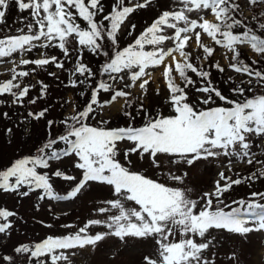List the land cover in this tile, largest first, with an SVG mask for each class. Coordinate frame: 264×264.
Wrapping results in <instances>:
<instances>
[{
  "label": "snow or ice",
  "instance_id": "1",
  "mask_svg": "<svg viewBox=\"0 0 264 264\" xmlns=\"http://www.w3.org/2000/svg\"><path fill=\"white\" fill-rule=\"evenodd\" d=\"M4 65L0 264H264V0H0Z\"/></svg>",
  "mask_w": 264,
  "mask_h": 264
},
{
  "label": "rangeland",
  "instance_id": "2",
  "mask_svg": "<svg viewBox=\"0 0 264 264\" xmlns=\"http://www.w3.org/2000/svg\"><path fill=\"white\" fill-rule=\"evenodd\" d=\"M138 24H142L143 23V20H140L138 19ZM193 47H195V45H193ZM216 59L220 60V56L217 55ZM220 62L222 64H225L227 63V61L225 60H220ZM7 65H4V66H0V79H6L8 78L7 75H4V73L6 72V69H7ZM229 75H231L232 73H228ZM50 79V78H49ZM34 81H35V78H34ZM50 83L54 85L55 82H53L51 79H50ZM158 85L157 84H154L153 87H157ZM73 95V93L71 91H68L66 93L63 94V96H65V98L67 97H71ZM114 112V110H113ZM237 168H242L243 166H240V165H237L236 166ZM247 169H244V171L246 172ZM225 171L227 172V170L225 169ZM234 171H235V168H234ZM216 172V169L215 168H212L211 171H206L203 167H201V169L199 170V175H196L195 173L193 174L194 175V179L196 181H200V178L202 177L203 178V181L204 182H207L209 180H211L213 178V174ZM230 174V173H228ZM58 184L60 183L59 181L57 182ZM256 188V186H255ZM60 190L61 192L63 191V189H58ZM257 190H264V187H263V184H260V186L257 188ZM250 191V189L246 188V189H239V190H235L233 193H231V198H239L241 196H244L246 193H248ZM61 206H55L54 207V211H61ZM67 211H69L70 213H72V215H70L68 217V220L69 221H72V220H76L80 217H82L83 215H86L87 214V210L85 208H81V206L79 204L77 205H68L66 206V209ZM40 217H43L44 219L48 220L49 219V216L46 212V209H43L41 210V212L38 214ZM63 219V218H62ZM32 225H29V229H28V236L30 238H36V233H39L40 235H43L47 230L46 229H41L39 228L38 226L35 228V231H32ZM261 242H264V236H253L252 237V245L250 246L249 248V251L253 254V259H255V255L257 252H259V254L261 256H264V248H261L260 247V244Z\"/></svg>",
  "mask_w": 264,
  "mask_h": 264
},
{
  "label": "trees",
  "instance_id": "3",
  "mask_svg": "<svg viewBox=\"0 0 264 264\" xmlns=\"http://www.w3.org/2000/svg\"><path fill=\"white\" fill-rule=\"evenodd\" d=\"M139 19V18H138ZM138 21V20H137ZM53 70H55V69H53ZM7 79V78H6ZM48 82L50 83L51 81H50V79L48 78ZM51 84V83H50ZM64 94V92L63 91H60V92H56V93H53V95H55V96H60V95H63ZM247 171V170H246ZM260 186V184H257L256 185V189L258 188ZM263 187H264V184H263ZM239 189H246V187H238V188H236L235 190H239Z\"/></svg>",
  "mask_w": 264,
  "mask_h": 264
}]
</instances>
